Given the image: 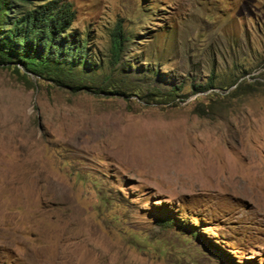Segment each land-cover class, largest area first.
Returning <instances> with one entry per match:
<instances>
[{"label":"rangeland","instance_id":"rangeland-1","mask_svg":"<svg viewBox=\"0 0 264 264\" xmlns=\"http://www.w3.org/2000/svg\"><path fill=\"white\" fill-rule=\"evenodd\" d=\"M66 1L99 68L0 67V264H264V0Z\"/></svg>","mask_w":264,"mask_h":264},{"label":"trees","instance_id":"trees-1","mask_svg":"<svg viewBox=\"0 0 264 264\" xmlns=\"http://www.w3.org/2000/svg\"><path fill=\"white\" fill-rule=\"evenodd\" d=\"M75 20L66 0H0V67L15 65L18 73L21 67L27 76L80 89L99 65L89 40L73 27ZM112 39L118 58L129 39L121 26Z\"/></svg>","mask_w":264,"mask_h":264}]
</instances>
